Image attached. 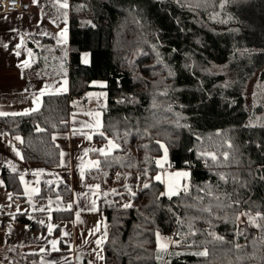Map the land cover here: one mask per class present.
Returning a JSON list of instances; mask_svg holds the SVG:
<instances>
[{"label": "trees", "instance_id": "obj_1", "mask_svg": "<svg viewBox=\"0 0 264 264\" xmlns=\"http://www.w3.org/2000/svg\"><path fill=\"white\" fill-rule=\"evenodd\" d=\"M68 1V48L51 49L53 39L41 35L27 45L46 76L68 78L69 91L43 96L29 115L0 118L2 130L20 136L24 160L58 167L52 135L68 130L71 102L102 81V131L118 147L107 164L99 157L98 173L110 182L118 172L147 169L149 182L127 208L113 201L114 192L102 193L104 264H157V232L184 249L169 264H264V219L250 223L264 215V125L249 122L243 95L254 72L262 69L264 80V0ZM84 52L88 65L80 63ZM221 65L234 74L231 83L210 71ZM158 141L169 167L188 171L171 197L155 179L165 155ZM5 175L15 195L14 174ZM49 196L68 201L71 192L66 184L44 185L38 200ZM216 196L232 206L216 207ZM208 205L211 213L202 212ZM17 220L36 226L22 215ZM205 249L207 257L196 255Z\"/></svg>", "mask_w": 264, "mask_h": 264}, {"label": "crops", "instance_id": "obj_2", "mask_svg": "<svg viewBox=\"0 0 264 264\" xmlns=\"http://www.w3.org/2000/svg\"><path fill=\"white\" fill-rule=\"evenodd\" d=\"M20 1L30 6L29 15L21 11H3L2 3H0V112L4 113H23L30 110L34 107L32 103L34 94H38L45 84L55 86V90L47 89L45 95L69 91L67 77L50 78L46 74L41 75L44 70L39 69L36 64V54L27 45V38L41 35L52 38L56 45L68 48L69 6L60 8L59 0H37L35 4L33 0ZM65 2L69 5L68 0H63V3ZM65 29L64 35L61 36V31ZM44 33L47 34L44 35ZM18 44L21 47L17 48ZM29 51L32 52L31 57L28 56ZM17 52L20 55H16ZM25 60L29 61L30 66H23ZM89 62V53H82L80 63L88 65ZM65 80L66 85L63 83ZM90 88L91 90L84 96L71 102L68 130L52 135L53 142L60 152L63 151L65 154L63 165H61L60 156L59 165L55 169H47L41 164L28 163L24 158L21 159L23 157L20 149L21 139L17 141L15 139L17 134L8 133L0 127V206L11 208V211H0V264H20L16 259L26 256L31 257V264H65V260L68 264H89L90 261L91 264H104V243L98 247L96 240L101 238L105 225L107 231L106 218L100 209L106 175L99 174V168L90 163L99 160L102 155L99 152H89L85 156L84 149H99L107 145L108 140L111 139L105 135L102 128L97 129L95 133H92L91 129L80 131L82 128L80 122L90 120V117L84 114L86 112H99L102 123L105 83L93 81L90 83ZM74 102H76L75 105ZM74 113L76 114L75 123L73 122ZM8 116L12 115L0 116V118ZM73 128L78 131L73 133ZM100 132H103V136L99 134ZM83 133H92V139H86ZM13 148L20 152V157L16 156ZM115 149H112L110 154ZM81 158H83V165H81ZM159 160L161 161L159 166L161 169L158 172L161 176L159 181L163 185L164 193L168 195V184H177L174 181L175 173H186V170L171 169L167 158L162 157ZM9 162L15 166V172L9 166ZM81 167L84 171L83 178H81ZM38 172L41 174L34 175ZM10 173L14 174L9 178L11 183L15 182L12 186L15 188L16 196L6 185L5 174ZM21 174L24 175L25 183H21ZM37 180L39 183H36ZM59 184L68 185L71 192L68 201H64L59 196H49L43 202H39L38 195L44 185L56 187ZM95 185H99L98 196L93 195L89 190L90 187L94 189ZM26 187L28 195L25 193ZM178 187L179 185H176L177 191L180 189ZM32 188H38L39 191L33 193ZM130 192L133 195L134 191L130 190ZM9 194L12 195L11 200L8 198ZM29 195L31 202H29ZM49 200L52 201L50 211L48 210ZM93 200L96 202V211L89 210ZM115 200L124 204L132 202L129 195L128 198L114 195L113 201ZM70 204L71 210L68 209ZM41 207L46 210L38 211ZM77 213H79V219H77ZM55 214L58 215L55 216ZM20 215L34 222L36 226L32 228L20 223L17 220ZM38 221H44V223L41 224ZM98 222H100V231L93 232ZM49 224L53 225L51 234L47 227ZM52 240L57 241L56 250H53ZM98 255L102 259L97 258Z\"/></svg>", "mask_w": 264, "mask_h": 264}, {"label": "snow or ice", "instance_id": "obj_3", "mask_svg": "<svg viewBox=\"0 0 264 264\" xmlns=\"http://www.w3.org/2000/svg\"><path fill=\"white\" fill-rule=\"evenodd\" d=\"M15 2H16V0H12V3H15ZM36 2H37V0H33V3L34 4ZM0 3H3V0H0ZM59 7L60 8H67L68 7V4L66 2L65 3H61L59 5ZM65 16H66V14H65ZM5 18L7 19V17H5ZM53 23H55V21H53ZM65 31H66V29L65 30H62L61 33H60V35L63 36ZM46 34L47 33H44V35H46ZM19 47H21V45L18 44L17 45V48H19ZM16 55H20V53L17 52ZM28 56L29 57L32 56V52L31 51L28 52ZM23 66L24 67L30 66L29 65V61L28 60H25L23 62ZM63 83L66 85L67 81L65 80ZM49 88H53L55 90V86L54 85L45 84L44 87L39 91L38 94H34L33 100H32V103H33L34 107H32L30 110H26L23 113H17V112L4 113V112H0V116H6V115H12V116L29 115L32 112L38 111L39 110V106L41 104V98L45 95L46 90L49 89ZM75 103L76 102H74V105H75ZM84 114L87 115V116H89L90 117V120L87 121V122H85V121H81L80 122L81 123V126H82V128H81L80 131H82L83 129H91L92 130V133H95L97 129L102 128V123H101V121L99 119V115H100L99 112L89 111V112H86ZM75 115L76 114L74 113L73 114V122L74 123H75ZM41 130L42 129H40L39 127L37 128V131H41ZM77 131H78L77 129L73 128V133H76ZM92 133H83V134L85 135V138L86 139L91 140L92 139ZM99 134L101 136H103V132H100ZM15 139L17 141H19L21 138L19 136H16ZM53 139H55V137H53ZM105 139H107V137H105ZM157 143H160V142L158 141ZM117 147H118V145L115 144V142L113 140H108L107 145H105L104 147H101L99 149H94V148L84 149V155L87 156L89 152H99L100 155H102V156L105 157L104 163L107 164L108 163L107 157L110 154V151L112 149L117 148ZM229 147H231V145H229ZM160 148L164 150V153H165L164 159H166L167 158V148H166V145L163 144V143H160ZM13 151L15 152L16 156L20 157V155H21L20 152L16 151L15 148H13ZM64 155H65L64 152L61 151L60 152L61 165H63V157H64ZM224 158L225 159L228 158V153H224ZM21 159H23V157H21ZM212 159L214 161L216 160V156L214 154L212 155ZM90 163L94 167H96V168H99L101 166V161H99V160L92 161ZM156 163H157V166L158 167L161 166V161L160 160H157ZM81 165H83V158H81ZM9 166L12 168L13 172L16 171L15 166L12 165L11 162H9ZM39 174H41V173L40 172L34 173V175H39ZM146 174H147V169H145V175ZM83 175H84V171H83V167H81V178H83ZM175 176H177V177H181V176L186 177V176H188V173H179V172H177V173H175ZM224 178H225L224 176H221V179H224ZM155 179L157 181H159L161 179V176L158 174L155 177ZM20 180H21V183H25V181H24V175L23 174L20 175ZM36 183H39V181L37 180ZM148 187H149V184L148 183H145L144 184V188H148ZM98 189H99V185H95V188L94 189L92 187L89 188L90 192L93 195H97V196L100 194L98 192ZM38 191H39L38 188H32L31 189V192H33V193H36ZM209 192H211L210 189H209ZM25 193H26V195L29 194L27 187L25 188ZM175 194H178L175 183H169L168 184V195H169V197H171V195H175ZM103 195L107 196L108 194L107 193H104ZM186 195H187V193H186ZM8 198H9V200H11L12 199V195L9 194V197ZM86 198H87V196H86ZM197 199H200V198L197 197ZM215 199L217 200L216 207H231L232 206L231 204L224 203V201L222 200V198L220 196H216ZM29 202H31L30 195H29ZM234 203L238 204L239 202L236 201ZM48 204H49V209L48 210L50 211V206L52 204V201L49 200ZM95 205H96V202H95V200H93L92 201V206H91V208L89 210L96 211L97 209H96V206ZM130 206L131 205H129V204H125L124 205V207H126V208L127 207H130ZM190 207H191V205H190ZM71 208H72V205L71 204L68 205V209L71 210ZM45 210L46 209L44 207H41V208L38 209V211H40V212H44ZM17 211H19V207H17ZM201 211L202 212L211 213V211H212V205H208L207 207L201 206ZM49 218H51V217H49ZM235 218L238 220L239 219V215H236ZM257 218L258 219H264V215L257 214V217L256 218H251L250 217V223H255V219H257ZM77 219H79V213H77ZM38 222L41 223V224L44 223V221H38ZM47 227H48L49 234H51L52 233V230H53V225L49 224ZM189 228L191 229V225H189ZM96 231H100V222H98L97 227L93 230V232H96ZM91 234L92 233H90V235ZM192 234H194V233H192ZM65 235H67V233H65ZM156 236H157V249H158V251L166 250L167 243L168 242H172V241L169 240L167 242H162V238H161L159 232L156 233ZM106 238H107V231H106V225H105V231L102 233L101 238L96 240L97 246L98 247L101 246L104 243V240ZM217 239H219V238L217 237ZM85 243H87V241ZM175 243H179V241H176ZM51 244L53 246V250H56L57 241L56 240H52L51 241ZM196 255L203 256V257H207V255H208L207 249H205L202 252L196 253ZM97 258L102 259V257L99 256V255L97 256ZM65 264H68L67 260H65ZM89 264H91V261L89 262Z\"/></svg>", "mask_w": 264, "mask_h": 264}, {"label": "rangeland", "instance_id": "obj_4", "mask_svg": "<svg viewBox=\"0 0 264 264\" xmlns=\"http://www.w3.org/2000/svg\"><path fill=\"white\" fill-rule=\"evenodd\" d=\"M60 4L63 3V0H59ZM55 47H58L60 51H62V47L60 45H56L55 43L50 46L51 49H55ZM53 55V54H52ZM48 58V56H47ZM262 69L254 72L245 82V87L243 91L244 95V108L247 112V115L249 118V122L251 124H259L264 125V80L260 79V72ZM45 71V70H44ZM210 71L215 74H221L224 75L226 79V83H231L234 80V74L231 72V70L228 68V65H221V66H211ZM45 74V72H44ZM182 172V171H181ZM188 171L186 170V173ZM184 173V172H183ZM182 177H174V181L177 183L176 185H179L178 188H181L183 185V182L187 179L188 176L184 177L182 180ZM107 179V177L104 179V193H107L108 196L119 195V197L122 198H128L132 197L136 192V188L144 187L145 183L148 182L147 175L141 174L136 171H127V172H118L115 175L113 174V177ZM130 190L134 193L131 195ZM120 191V192H118ZM118 192V194H117ZM122 202V201H121ZM125 202V201H123ZM116 204H122L119 200H115ZM130 205H134L133 202L129 201ZM131 207V206H130ZM246 220L245 216H241L239 221L240 223ZM162 238V242L172 241L167 243L166 250L158 251L157 249V237H156V251L157 254L155 256V259L157 261V264H169L171 261L172 256L179 255L181 253H184L182 248L175 250V246L177 243L174 240V237L172 238L171 234L170 236L166 235H160Z\"/></svg>", "mask_w": 264, "mask_h": 264}, {"label": "built area", "instance_id": "obj_5", "mask_svg": "<svg viewBox=\"0 0 264 264\" xmlns=\"http://www.w3.org/2000/svg\"><path fill=\"white\" fill-rule=\"evenodd\" d=\"M3 11L6 12H24V14L29 15L31 13V8L28 4L22 3L20 0H16L12 3V0H4L2 3ZM0 211H11L10 207L0 206ZM170 236V233L167 234Z\"/></svg>", "mask_w": 264, "mask_h": 264}]
</instances>
